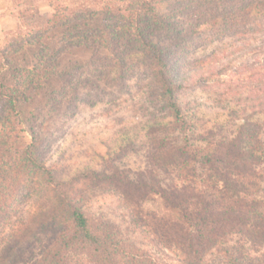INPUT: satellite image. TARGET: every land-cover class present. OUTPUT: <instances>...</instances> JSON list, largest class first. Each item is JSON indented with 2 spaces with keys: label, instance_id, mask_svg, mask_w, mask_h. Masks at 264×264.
Returning <instances> with one entry per match:
<instances>
[{
  "label": "trees",
  "instance_id": "16d2710c",
  "mask_svg": "<svg viewBox=\"0 0 264 264\" xmlns=\"http://www.w3.org/2000/svg\"><path fill=\"white\" fill-rule=\"evenodd\" d=\"M110 1L114 5L90 14L103 17L99 27L91 24L93 18L83 21L87 16L57 10L44 28V32L63 30L56 54L43 48L34 63L20 64L14 56L21 47L9 44L0 51V264H121L127 256L123 245L86 210V196L93 189L115 192L133 222L151 234L157 247L173 253L179 264H264L260 125L246 118L231 134L222 126L198 132L196 114L188 111L179 95L185 77H196L204 67L178 76L180 43L190 36L182 18L162 12L164 5L178 3L180 14L190 12L202 20L201 26H210L221 17L250 16L257 7L264 8V1L240 0L237 5L236 0ZM117 4V12H112ZM123 40L142 52L168 115L148 126L146 166L135 170L114 162L122 151L137 150L128 141L121 151L109 154L100 169L58 177L41 157V126L36 118L29 130L23 126L24 108L34 92L62 74L59 57L67 48L85 46L96 55L103 50L122 67L127 61ZM250 78L236 101L242 112L264 114V70ZM196 139L206 143L205 152ZM26 191L25 205L19 195ZM154 196L175 215L146 212L144 204Z\"/></svg>",
  "mask_w": 264,
  "mask_h": 264
},
{
  "label": "rangeland",
  "instance_id": "374dc122",
  "mask_svg": "<svg viewBox=\"0 0 264 264\" xmlns=\"http://www.w3.org/2000/svg\"><path fill=\"white\" fill-rule=\"evenodd\" d=\"M107 4L114 5L110 0H0V51L9 44L21 47L14 56L20 64L34 63V56L43 48L56 54L62 45L63 30L44 32V28L57 10L87 16L83 21L93 18L91 24L99 27L103 17L90 14L99 13ZM117 7L118 4L112 6V12H117ZM178 9L179 4L174 2L162 8V12L182 18L190 36L180 43L178 76L204 67L196 77H185L179 95L188 111L196 114L198 132L222 126L231 134L249 118L260 125L264 155V114L242 112L236 101L252 82L250 75L264 70V8L257 7L250 16L221 17L210 26H201L202 20L190 12L180 14ZM114 15H110L112 20L118 21ZM245 45L250 47L240 49ZM121 48L127 49L123 54L127 61L122 67L103 50L96 55L85 46L67 48L59 57L62 74L43 90L34 92L24 108L23 126L29 130L30 121L36 118V125L41 126V157L58 177L69 178L88 168L100 169L105 158L121 151L128 141H133L137 150L122 151L121 159L114 162L135 170L146 166L148 126L168 119V115L162 109L160 89L142 52L127 40H123ZM213 58L219 61L213 62ZM194 143L206 151V143L199 139ZM260 170L264 172V164ZM262 186L264 190V183ZM27 192L19 195L25 205L29 203ZM86 199L87 212L105 223L126 250L121 264H179L173 253L157 247L151 234L133 222L129 209L115 192L93 189ZM144 210L167 218L175 215L159 196L148 200Z\"/></svg>",
  "mask_w": 264,
  "mask_h": 264
}]
</instances>
